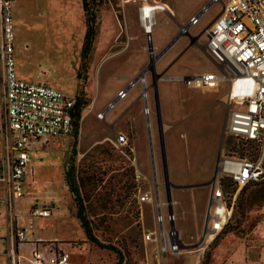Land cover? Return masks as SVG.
Wrapping results in <instances>:
<instances>
[{
	"label": "rangeland",
	"instance_id": "374dc122",
	"mask_svg": "<svg viewBox=\"0 0 264 264\" xmlns=\"http://www.w3.org/2000/svg\"><path fill=\"white\" fill-rule=\"evenodd\" d=\"M144 1L165 8L156 11L151 28L154 46L162 44L164 48L178 33V19L185 22L205 0H111L97 12L96 32L84 53L86 22L82 0L14 1V56L18 75L28 81L47 82L79 95L78 102L88 105L83 107L77 134H66L46 145L36 143L32 146L29 151L32 172L27 174L22 184L23 197L14 203L15 210L22 215V227L27 233L42 238L57 237L66 242L69 264L91 258L89 250L92 248L107 250L113 264L117 261L120 264H141L145 257L142 234L144 230L156 228V211L150 203H138V190H152V186L153 189L157 186L160 201L166 199L149 73L146 77L149 127L143 111L145 101L137 102L132 109L142 105L147 139L138 142L137 150L145 162L147 177L135 180L133 153L128 152L129 157L123 155V148L112 140L115 132L108 123L112 114L122 107L123 100L106 113L104 120L96 118V113L105 107L122 83L120 76L129 51L125 45V29L128 25L129 29L133 27V34L137 30L141 32L137 17ZM222 2L215 3L188 34L177 40L186 39V48L191 46L183 58H178L182 51L175 57L177 63L185 64L180 74H197L207 69L217 71L214 63L201 53L200 47L204 48L205 42L202 30L221 11ZM169 9H173L177 20L169 16ZM191 36H198L197 42L190 43ZM147 44L143 34L144 63L149 59ZM170 60L172 58L163 61L162 65ZM175 70L173 66L168 73ZM158 87L161 89L160 112L169 179L173 184L186 185L184 188H171V198L177 192L184 193L179 196L180 209L172 203L175 225L189 245L182 253H192L190 256L166 255V258L160 255L162 262L264 264V199L261 198L264 175L260 181L239 190L229 220L219 233L205 237L206 204L210 192V185L206 183L216 168L218 150L225 156L236 151L239 156L259 158L253 145L234 137L225 138L222 134L229 96L228 81H220L214 88H192L166 79L158 80ZM139 89L135 86L129 94ZM119 126V123L115 124V128ZM149 140L152 142L157 185L153 177ZM128 143L131 144L129 137ZM3 152L0 133V157ZM262 164L264 171V159ZM181 172L187 184L175 183ZM68 181L73 183L72 191ZM187 188L190 189L186 192ZM223 190L230 193L234 188L227 183ZM31 204L49 205L50 216L27 215ZM180 210L183 214L178 212ZM161 212L166 217L165 204L161 205ZM83 225L90 237L105 245L104 248L87 238ZM164 226H167L166 220ZM202 231L203 244L199 247L197 243L202 238ZM1 244L0 241V264H9ZM72 244H81L82 252L86 249L82 258ZM149 245L156 246L153 242ZM25 249L24 245L20 247L21 254ZM155 254L156 247L152 256ZM98 255L92 254V259Z\"/></svg>",
	"mask_w": 264,
	"mask_h": 264
},
{
	"label": "built area",
	"instance_id": "2783aa9c",
	"mask_svg": "<svg viewBox=\"0 0 264 264\" xmlns=\"http://www.w3.org/2000/svg\"><path fill=\"white\" fill-rule=\"evenodd\" d=\"M14 1L0 0V131L4 144L0 157V206H3L4 217L0 222V241L4 244L2 253L7 255L9 264H69L66 242L28 234L22 227V215L15 210L14 203L23 196L22 184L27 174L32 172L29 166L32 146L36 143L46 145L54 138L74 133L72 112L77 96L45 82L24 80L17 75ZM218 2L222 0H208L187 21L179 22L177 34H188ZM144 6L152 12V19L149 14V29L143 24ZM158 9L165 8L145 1L139 7L140 25L152 45L151 28ZM202 33L205 36V52L217 71L174 75L169 80L192 88H214L218 82L228 81L224 137H234L253 145L259 155L258 159L239 156L236 151L231 155H221L218 173L210 186L206 204L205 235H216L229 220L239 190L248 183L261 180L264 175V0L222 2L221 11L204 26ZM146 75L143 68L96 113V118L104 120L106 113L138 84L139 97L142 102L145 101L143 111L149 127ZM114 143L123 148V155L129 157L131 147L127 135L115 132ZM141 178L142 174L136 170L135 180ZM227 183L233 186V192H224L223 187ZM137 201L139 204L150 203L156 211V228L144 230L142 238L155 243L158 255L178 256L187 249L189 245L175 225L174 211L169 212L166 199L160 201L157 186L155 189L152 186V190L139 189ZM162 204L167 206L166 217L161 212ZM26 213L31 217H47L50 208L49 205L32 206ZM165 220L167 226H164ZM201 237L197 243L199 247L203 244V231ZM22 245L26 246L24 254L20 252Z\"/></svg>",
	"mask_w": 264,
	"mask_h": 264
},
{
	"label": "crops",
	"instance_id": "0c3cea01",
	"mask_svg": "<svg viewBox=\"0 0 264 264\" xmlns=\"http://www.w3.org/2000/svg\"><path fill=\"white\" fill-rule=\"evenodd\" d=\"M207 1L208 0L202 1L199 4L198 8L193 13H191L189 15V17L192 14H194L196 11H198V9ZM169 11H170L169 12L170 13L169 16L174 18L175 20H177L178 18L175 17V13H174L173 9H169ZM13 20H14V25H15L16 20H15V16H14V8H13ZM137 22H138V27H140V29H141V32L139 30H137L133 34V27H130V29H129L128 25L126 26L127 28L125 29V37H126L125 45H127V47L129 48V51L126 54L127 63L125 64V68H124V70L122 72L123 75L120 76V81H122V83H121L120 86L117 87V89L114 92V94L108 99L107 103L111 99H113L114 96L116 95V93L120 89L125 87L127 85L128 81L130 79L134 78L144 68V66L146 65V63L142 62L143 61L142 50H143V34H144V30H143V27L140 25L139 17H137ZM178 22L182 23L183 21L181 22L178 19ZM132 24H133V22H132ZM197 39H198L197 36H191L189 42L190 43H193V42L195 43V42H197ZM187 44L188 43H187L186 39H180L173 46L171 45L172 46V47L170 46L171 48L169 47L160 57L157 58L155 65H156L157 72H159L161 74V78L159 80H166V79H169V77L174 76V75H186V73L185 74H180L181 73L180 72L181 68L184 67L185 64H182L181 61H180V63H177L175 61L176 60L175 57H177V55H179V53H181V51H182V53H181V55L178 58H183L185 56L186 52L191 47L190 46V47L186 48ZM153 46H154V44H153ZM154 48L155 49H159V51L155 50V52L158 53V52H160L163 49V46H162V44H160V45L154 46ZM200 51H201V53H204L208 57L206 52L203 51L201 49V47H200ZM192 55L194 56V54H192ZM170 58H172V60L174 58V60L173 61L170 60L168 63H166L163 66L162 62L167 60V59H170ZM173 66L176 67V70L174 72L168 73V71ZM214 66L216 67L215 64H214ZM15 67H16V65H15ZM206 71H212V70L207 69ZM206 71H201V72H206ZM16 73H17V70H16ZM17 75H18V73H17ZM50 85H52V84H50ZM135 86H139V85L136 84ZM135 86H133L132 88H134ZM132 88L129 90V92L126 94V96L122 99L123 100L122 101L123 102L122 107L118 111H115L114 114H112L108 125L113 129L114 132H120L122 134L127 135V137H129V139L131 140V144H130L131 152L133 153V157H134L133 158L134 159V162H133L134 166H135L136 170L139 171L142 174V177H147L145 162L141 159V156L138 154V150H137L138 142L139 141H143V140L146 141V139H147V137H146L147 133L145 134V129L143 127L144 117H143V113H142V105H140L139 107H137L134 110H132L133 107L135 106V104L137 102L141 101V99L139 97L140 89L137 92L133 93V94H129L132 91ZM70 94H74V93H70ZM151 94H152L153 106H154L153 92ZM158 94H159L160 110L162 111V109H161V104H162V101H161V89H159V87H158ZM141 103H142V101H141ZM87 106H85V108ZM85 108H83V109H85ZM81 116H82V111H81L80 119H81ZM133 122H136V124L134 125ZM117 123H119V125H120L118 129L115 128V124H117ZM79 124H80V120H79ZM78 132H79V128H78ZM0 133H1V131H0ZM1 136H2V133H1ZM112 140H113V142H115V137ZM152 171H153V169H152ZM153 177H154V173H153ZM175 180H176L175 183H177V184H187V182H188V181L184 182L186 179H185V176H183L182 172H181V176H179ZM189 189L190 188H187L186 192ZM180 190H184V189H179V191ZM1 191H2V187H0V196L2 194ZM181 194L184 195V193L177 192V193H175L174 197L172 196L173 197L172 198V203L176 204L178 209L181 208V199L179 198V196ZM23 195H24V192H23ZM32 206H38V205L37 204H31L28 207V209L30 207H32ZM2 211H3V209L1 210V208H0V222H2L3 218H4ZM50 211H51V209H50ZM178 212L183 214V211H181V210L178 211ZM49 216H47V217H49ZM41 218H43V217H41ZM28 234L32 235V233H28ZM34 237L41 238V239H55V238L56 239H60V238H57V237L42 238V237H40L38 235L34 236ZM150 243L151 242H147V241L143 240V246L145 248V257H144V260L141 262V264H153L154 261H155L156 264H164L162 262V257L166 258V255L160 257V255L158 256L157 254H155V256L153 257L152 253H154V250H155L156 246L155 247L150 246L149 245ZM1 246L4 247V244L2 243ZM72 246L78 251V254H79L80 258H82V255L86 251V249H84V251L82 252L81 244H72ZM66 249H67V247H66ZM96 250H98V251H96ZM89 251L92 252L91 253V258H88V259H85V260L79 259V260L74 261L73 264H113L112 263L111 254H109L107 252V250L100 249V248H97V249L92 248ZM67 252H68V250H67ZM92 254H99L98 258L92 259ZM184 254L187 255V256H190L192 253L191 252H185V253H181L180 255H184ZM165 264H166V262H165ZM181 264H192V262L191 261L183 262V263L181 262Z\"/></svg>",
	"mask_w": 264,
	"mask_h": 264
},
{
	"label": "water",
	"instance_id": "95a60500",
	"mask_svg": "<svg viewBox=\"0 0 264 264\" xmlns=\"http://www.w3.org/2000/svg\"><path fill=\"white\" fill-rule=\"evenodd\" d=\"M149 36V33H147ZM181 36L176 34L172 39L168 42V44L158 53L154 52L153 45L151 42H148L147 44V51L149 53V59L146 65L144 66V71L149 73V79H150V85L153 92V98H154V110L156 114V122H157V131H158V139H159V146H160V159H161V166H162V176H163V182H164V189H165V198L168 203V209L169 212H171L172 209V198H171V188H184L186 185H176L173 184L169 179V173H168V166H167V157H166V151H165V142H164V135H163V124L161 119V112H160V105H159V94H158V80L161 78V74L157 72L155 62L158 57H160L173 43H175ZM204 51V48H201ZM226 112H227V105H226ZM226 120V113L223 121L222 126V134L224 133V124ZM148 135L151 139L150 130L148 128ZM149 147H150V155H151V163H152V169L154 173V180H155V164H154V158H153V148H152V142L149 140ZM221 158V152L220 149L217 153V165L214 170V173L206 184L213 185L215 178L218 173V162ZM155 184L157 185V182L155 180ZM206 223V222H205Z\"/></svg>",
	"mask_w": 264,
	"mask_h": 264
},
{
	"label": "trees",
	"instance_id": "16d2710c",
	"mask_svg": "<svg viewBox=\"0 0 264 264\" xmlns=\"http://www.w3.org/2000/svg\"><path fill=\"white\" fill-rule=\"evenodd\" d=\"M109 3H111V0H82V7L84 10L85 22H86V30H85V35H84L85 44L83 47V53L88 50L89 45L92 41V38L95 35L97 12L99 11L101 6H103V7L107 6ZM146 77H147V75H146ZM147 95H148V91H147ZM76 96H77V99H76V103L74 105L73 112H72L74 134L78 133L79 120H80V115H81L80 113L86 104V103L78 102L79 101V95H76ZM256 182H258V181H256ZM256 182H251L248 184H252V183H256ZM248 184L244 185L241 188V190L243 188H245ZM68 185L72 191V188H73L72 181H68ZM261 198L264 199V190L261 193ZM85 234L89 240L94 241L101 248L105 247V245H103L102 243H100V242L96 241L95 239H93L92 237H90L89 232H88L86 227H85ZM115 264H120V261H117Z\"/></svg>",
	"mask_w": 264,
	"mask_h": 264
},
{
	"label": "bare ground",
	"instance_id": "6f19581e",
	"mask_svg": "<svg viewBox=\"0 0 264 264\" xmlns=\"http://www.w3.org/2000/svg\"><path fill=\"white\" fill-rule=\"evenodd\" d=\"M145 8L142 9V15H143V24L145 26V28L149 29L150 27V17H149V14L151 16V19H152V12L148 10V7L147 6H144ZM240 81V80H238ZM207 236H210V235H205V237Z\"/></svg>",
	"mask_w": 264,
	"mask_h": 264
}]
</instances>
